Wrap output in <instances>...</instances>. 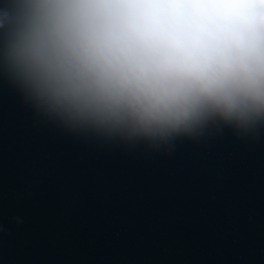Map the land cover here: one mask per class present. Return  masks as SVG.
Returning <instances> with one entry per match:
<instances>
[{"label":"water","instance_id":"obj_1","mask_svg":"<svg viewBox=\"0 0 264 264\" xmlns=\"http://www.w3.org/2000/svg\"><path fill=\"white\" fill-rule=\"evenodd\" d=\"M0 264H264V122L109 139L0 66Z\"/></svg>","mask_w":264,"mask_h":264},{"label":"clouds","instance_id":"obj_2","mask_svg":"<svg viewBox=\"0 0 264 264\" xmlns=\"http://www.w3.org/2000/svg\"><path fill=\"white\" fill-rule=\"evenodd\" d=\"M0 66L65 124L159 148L264 122V0H0Z\"/></svg>","mask_w":264,"mask_h":264}]
</instances>
